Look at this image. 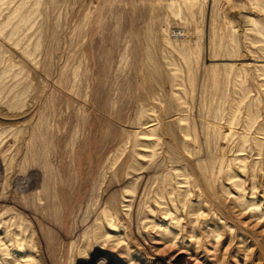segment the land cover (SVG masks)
Segmentation results:
<instances>
[{
	"label": "rangeland",
	"instance_id": "374dc122",
	"mask_svg": "<svg viewBox=\"0 0 264 264\" xmlns=\"http://www.w3.org/2000/svg\"><path fill=\"white\" fill-rule=\"evenodd\" d=\"M0 250L264 264V0H0Z\"/></svg>",
	"mask_w": 264,
	"mask_h": 264
},
{
	"label": "bare ground",
	"instance_id": "6f19581e",
	"mask_svg": "<svg viewBox=\"0 0 264 264\" xmlns=\"http://www.w3.org/2000/svg\"><path fill=\"white\" fill-rule=\"evenodd\" d=\"M113 228H114V229H111V228H109V229H110L111 231H114V230L117 229V226L114 225ZM116 233H117V232H116ZM108 238H109L110 240H113V241L115 240V241H116V240H118L119 236L116 235V234H115V236H113V235H109ZM93 244H94V243H93ZM103 246H104V245H103ZM108 247H109V246H108ZM95 248H96V251H102V250L104 249V247H102V246L99 247V245L95 246L94 249H95ZM105 248L107 249V246H106ZM120 248H121V247H120ZM0 251H4V250H0ZM4 252H5V251H4ZM8 253H9V252H8ZM79 256H80V255H79ZM10 257H11V256H10ZM106 257H107V256H106ZM108 261H109V259H108V260H107V259H104L102 262H103V263H106V262H108ZM85 262H86V261H85ZM122 262H123V261H122ZM103 263H102V264H103ZM133 263H134V262H133ZM26 264H27V263H26Z\"/></svg>",
	"mask_w": 264,
	"mask_h": 264
}]
</instances>
